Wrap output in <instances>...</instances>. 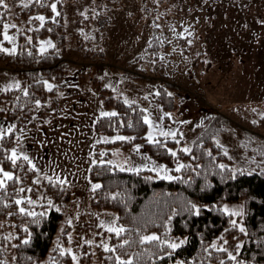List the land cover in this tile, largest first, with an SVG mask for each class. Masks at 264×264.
Here are the masks:
<instances>
[{
  "label": "rangeland",
  "instance_id": "rangeland-1",
  "mask_svg": "<svg viewBox=\"0 0 264 264\" xmlns=\"http://www.w3.org/2000/svg\"><path fill=\"white\" fill-rule=\"evenodd\" d=\"M63 8L69 75L57 84V93L50 99V107L36 115L38 121L28 124L29 138L24 142L30 153L44 157L40 164L49 174L50 168H55L56 164L60 165L57 171L64 170L62 176L75 173L69 176L71 196L55 239L41 264H48L58 237L64 247H72L81 255L80 264H102L104 252L101 248L95 244L91 248L86 245L77 247L78 243H83L80 236L94 239L96 243L107 238L109 234L97 224L99 220L112 219L107 215L109 213L118 216L112 210L99 211L91 204L92 193L85 179L89 177L86 171L90 166L89 153L111 152L108 159L120 163L131 155L132 160L142 167L151 165L153 161L160 165L166 163L155 160L143 147L141 153L150 157L148 161H143L140 155H132V148L109 149L105 144H97L94 149L91 147L101 135L95 133L91 126L98 115L102 101L100 95L108 96L104 91L108 88L116 97L136 101L154 117L171 113L173 119L165 118L161 123L166 130L182 131L184 139L181 145L191 148L194 132L206 119L221 114L228 118L231 129L214 137V142L219 141L227 150V163L236 170H264V158L241 148L243 133L250 130V126L257 136L264 137V126L260 128L259 125L264 117V25L259 22L264 20V0H160L159 4L156 0H95L94 3L93 0H64ZM86 9L88 19L80 15ZM13 10V22L28 29L26 22L19 24L14 18L16 10ZM97 15L103 19L101 23L95 21ZM154 21L160 25L159 28L153 26ZM185 28L192 35L184 32ZM179 33H183L184 38ZM9 34L17 36V29L10 30ZM156 37L161 42L157 50H152V40ZM80 40L84 44L89 40L95 51L101 52L100 56L91 62L85 60L84 52L79 48ZM165 78L174 85L169 91L173 95L170 110L164 109L156 95L160 93ZM13 80L20 81L16 74L0 66V86ZM146 95L148 99L144 100ZM102 110L112 111L114 108L103 106ZM4 119L0 116V120ZM44 120L50 123L42 124ZM181 121L188 123L181 124ZM45 140L46 146L39 147L37 141ZM116 149L122 155L113 156ZM149 172L151 177L159 179L154 172ZM169 174L177 176L174 171ZM75 197H79V207L73 203ZM222 207L230 215L241 212L242 215L231 216L242 225L243 201L226 202ZM77 213L79 220L73 219V225L69 227L66 220ZM2 223L0 245L2 237L9 233L15 237L13 222L5 219ZM62 228L71 233V244L66 236H61ZM96 233H104V236ZM226 239L229 250L242 242L240 239ZM8 251L13 257L12 250ZM85 251H94L95 255L83 257ZM11 260L9 258L10 264Z\"/></svg>",
  "mask_w": 264,
  "mask_h": 264
},
{
  "label": "trees",
  "instance_id": "trees-1",
  "mask_svg": "<svg viewBox=\"0 0 264 264\" xmlns=\"http://www.w3.org/2000/svg\"><path fill=\"white\" fill-rule=\"evenodd\" d=\"M6 2H9V9L0 8V16L3 17V22L15 25L17 23L18 25V22H13L12 19L13 8H15L14 18L19 21V24L26 22L29 25L28 29H24L22 24L18 27L24 30L26 36L32 37V43L29 44L25 35L18 33L17 54L6 56L0 53V66L4 70L16 74L23 85H32L30 91L34 92L36 97L42 101L49 100L57 93V89L49 93L37 81L42 78L57 85L69 75L66 60L68 48L65 35L64 2L62 7L58 5V9L62 13L61 17L58 18L59 23L49 22L39 31H29V29L39 27V21H30V17L37 14L51 16L49 9L36 5L25 9L21 7L20 0H6ZM80 19L81 17H78V20ZM95 21L101 23L103 19L97 15ZM48 28H52L53 31H47ZM49 39L56 45V48L49 49L41 55L39 42ZM152 42L151 49L157 50L161 40L156 37ZM6 44L5 47L8 45ZM79 48L84 52V59L90 62L94 60V57L100 56L101 53L95 51L89 40L86 44L80 40ZM29 51L32 53L31 55H28ZM53 77L55 79H52ZM173 87L174 85L165 78V82L160 86V93L157 95L158 101L166 110H170L173 106V95L169 93ZM104 91L109 95L105 96L104 93L100 95L103 106L114 108L115 111L121 113V118L127 111L132 122L135 123L138 109L142 108L141 105L136 102L133 107L137 109V113H134L127 105L123 104V99L114 96L110 89L105 88ZM17 95H21V93L17 91L0 93V107L8 110L7 114L0 113V116L9 121L12 120L11 110ZM43 111L44 108L28 115H37ZM16 114L22 115L18 108ZM259 125L260 128L264 126V117ZM250 128L243 133L241 148L264 158V137L257 136L254 133V128L251 126ZM230 129V121L221 114L213 115L205 120V123L194 132L191 155H195L197 159L193 161L191 155L178 154L182 163L192 165V167L177 173V176L181 177L180 180L154 179L147 170L136 174L127 171L120 172L115 168H109V170L94 168L93 172H88L92 182L101 183L104 186L100 192L95 194L94 200L91 198L92 206L99 211H114L120 217L119 224L133 230L126 233L125 237L129 238L130 241H137L132 243L130 248H127L134 264H179V262H184V264H219L220 259H225V264H234V262L226 259L224 253L216 252L210 247L212 243L218 242L221 236L225 239L242 240L244 247L240 250L241 254L238 256V260H241L243 264H264V170H236L227 163L228 158L223 155L225 148L218 147L217 143L214 142V137L226 133ZM262 129L264 134V128ZM145 131L146 126L142 125L141 122V125L135 130L121 128L120 134L139 136L140 139L133 143H143V148L155 160L164 162L168 167L174 169L176 166L174 158L164 150L145 143L142 138ZM94 132L108 136L116 134L107 126V121H101L97 124ZM105 145L109 149L119 147L129 150L132 148V144H121L120 142ZM98 146H102V144ZM168 147L178 148L171 140L168 141ZM208 151L212 152V156L207 155ZM219 164H224L226 168L220 169L217 167ZM95 172H100V174L94 175ZM30 180L31 175L25 179V184H29ZM117 193L119 194L117 200H111V195ZM46 195L61 210L59 212L47 211L45 217L39 218L38 224L33 223L31 217H6L0 214V222L5 219L11 220L15 225L13 233L15 237H19V239L10 242L2 237L0 259L6 260L8 264H10L9 258H12V264H41L44 260L55 239L71 194L70 189L66 194L60 195L56 189L49 187ZM106 196L107 199H105ZM32 198L36 199L37 197L33 195ZM240 200L244 204L242 225L248 235L240 233L238 229L231 226L232 216L222 207L226 202H238ZM40 203L46 204L45 201ZM193 204L200 209L199 215L196 214L195 209L191 208ZM34 210L40 213L44 212L45 208L37 205ZM25 226L31 233V242L27 246L20 245V240L28 236V233L23 232ZM225 229L228 231L226 232ZM138 233L140 235L156 234L167 242L179 244L184 241V243L169 258L166 253L171 252V249L164 245L158 247L155 242L141 245L138 243ZM111 243L114 244L116 241L112 240ZM13 244L20 246L13 248L11 246ZM206 248L207 251H205ZM10 249L15 259L10 256L8 251ZM136 253L140 254L139 257L135 256ZM109 255L111 254L103 253L102 264H113V261L106 259ZM161 255L164 256L163 260L158 258ZM52 256L56 257L59 264H70L67 257H60L56 252H53Z\"/></svg>",
  "mask_w": 264,
  "mask_h": 264
},
{
  "label": "snow or ice",
  "instance_id": "snow-or-ice-1",
  "mask_svg": "<svg viewBox=\"0 0 264 264\" xmlns=\"http://www.w3.org/2000/svg\"><path fill=\"white\" fill-rule=\"evenodd\" d=\"M64 0H20L21 7L28 9L32 5H36L41 8H47L51 12V16H45L42 14H37L35 16L30 17L31 20L39 21V27L35 29H29V31L35 30L39 31L40 29L45 27V24L51 22L53 24H58V18L61 17L62 13L58 9V5L63 6ZM95 0H93V3ZM160 0H156V3L159 4ZM0 8L8 10L9 5L6 0H0ZM87 9L85 11L80 12V15L85 19H88ZM94 11V9H93ZM159 19V17H157ZM262 25H264V20L259 21ZM153 26L159 28L160 25L153 22ZM11 29H17V32L20 35H25L23 29L17 28V25L5 23L3 22V17L0 16V53H3L6 56H14L17 54V36L15 34L10 35L9 32ZM47 31H53L52 28H48ZM175 32V28L172 29ZM184 32H187L188 35H192L191 32L187 28L184 29ZM181 38L183 37V33L178 34ZM25 39L29 44L32 43V37L26 36ZM5 43L10 45V47H5ZM39 52L41 55L45 54L49 49H55L56 45L49 39L45 41H40ZM191 43V41H188ZM32 53L29 51L28 55ZM52 79H55L54 77ZM38 84L42 85L43 89L49 93L54 92L58 88L57 85L51 83L49 80L40 79L37 81ZM105 87H110V85H105ZM32 85H23L19 80H13L12 82L0 86V93H8L12 91H17L21 93V95H17L14 98V107L11 110L12 120L9 121L7 119L0 120V214L5 215L6 217L20 216V217H31L33 218V223H39V218L45 217L47 211L55 210L59 212L61 209L59 206L54 204V201L47 197L46 192L49 187L56 189L60 195H64L67 193L68 189L72 186V181L69 179V176H74L75 173H68L66 175H61V172L64 171L60 168L59 164H56L55 168H50L51 174H49L48 170L40 164V161L44 159L43 156H37L29 152V150L25 147V140L28 139V124H32L33 121H38V117L36 115H28L31 112L39 111L42 108L50 107L51 100L42 101L40 98L35 96L34 92H31L30 89ZM115 91V89H113ZM61 97L64 96L63 93H59ZM95 95V93H93ZM159 95V93H156ZM27 98V99H23ZM144 100L148 99V96H144ZM123 104L127 105L128 108L132 110V112L137 113V109L133 107L136 104V101L129 100L127 97L124 98ZM103 101L100 102V108H98V115H96L92 121V127L95 128L97 124L101 121H107V126L112 129L116 134L114 136H106L100 135L99 139H97L91 147L94 149L97 144H115L120 142L121 144H132L131 154L132 155H140L143 161L150 160V157L141 153V148L144 146L143 144L133 143L137 139H140L137 135H122L120 134L121 128L133 129L135 130L137 127L141 125L146 126L145 135L142 137L146 144L152 145L157 149L164 150L168 155L176 161V166L174 169H169L166 165H160L156 162H152L151 165L145 164L143 167L132 160L131 155L126 157L123 163L114 161L112 159H104L107 157L109 153L107 151H100L99 153L90 152L89 153V168L86 170L87 172H93V169H101V170H109V168H115L120 172H134L139 174L143 170L151 171L156 174L159 179L166 180H180L181 177L173 176L169 173L171 172H181L185 168L192 167L191 164H185L180 161L179 155L180 153L185 155H191L192 149L188 146H182L181 142L184 139V133L179 129L168 128L165 129L164 125L161 123L165 118L168 120H172L171 113H163V115L154 117L151 112L147 108H139L138 113L136 115L135 123L132 122L130 118V114L126 111L124 113L123 118H121V113L115 110L105 111L102 110ZM17 108L22 115H17ZM27 109V111H25ZM5 108L0 107V113H6ZM255 111V109L253 110ZM27 116V119L25 117ZM19 122V123H17ZM42 124L50 123L49 120H44L41 122ZM181 124L188 123L187 121H181ZM255 123V121H253ZM31 139H35L32 137ZM171 140L175 143V145L179 146L178 148L168 147V141ZM39 147L43 148L46 146L47 141H37ZM11 145V146H9ZM217 146L223 148V145L217 141ZM113 156L122 155L119 149H116L113 153ZM208 156H212V152H207ZM224 156H228L227 150L223 151ZM191 159L194 161L197 159L195 155H191ZM215 159V157H213ZM52 162L49 161V165ZM199 167V165H197ZM220 169L224 170L226 166L224 164L217 165ZM94 175H99L100 172L93 173ZM31 175V180L29 184H25V179ZM88 180L89 191L93 194L92 199H95V194L100 192V190L104 187L101 183L92 182L91 178L85 177ZM33 195H36V199H33ZM75 196V193H72ZM118 193L111 195L110 199L116 201L118 198ZM108 197L106 196L105 199ZM41 201H45L46 204L40 203ZM73 203L77 204L79 207V197H75ZM39 205L40 207H44L45 211L37 213L34 208ZM192 209L196 210V214H200V209L196 207L195 204L191 205ZM14 209V210H13ZM227 211V209H225ZM92 215L99 214L91 213ZM112 216V219L105 221L99 220L97 227L103 228L104 233L109 234L107 238H103L99 243H96L94 239H87L84 236H80L79 239L83 241L82 244H77V247H84L85 245L88 247H92L95 244V247L101 248L104 253H110L106 259L113 261V264H134V260L132 256L127 252V248H130L132 243H136L137 241H130L129 238L125 237L126 233H130L133 231L132 229L125 228L122 225L118 224L120 219L119 216H113L112 214H107ZM231 215L239 216L242 215L241 212H232ZM73 219L79 220V213L75 217H69L66 220V224L69 227L73 225ZM231 226L233 228L238 229V231L244 235H248L244 226L240 225L235 219L230 221ZM4 224L0 222V228H3ZM15 227V225H12ZM227 232L228 229H225ZM23 232L28 233L27 238L20 240V245H29L31 242V233L27 226L23 228ZM104 233H96L95 235L104 236ZM61 236H66L69 244L73 242V237L71 233H67L64 229H61ZM139 239L138 243L148 244L155 242L159 247L160 245H164L167 248L171 249V252H167L166 255L171 258L173 252L177 248L181 246L184 241H181L179 244L175 242H167L162 240L160 236L156 234L151 235H140L138 233ZM6 241H11L13 239H19V237H14L11 233L3 237ZM235 239V238H234ZM112 240H115L116 243H110ZM221 243H212L210 247L220 253H224L226 259L228 261L234 262V264H243L241 260H238V256L241 254L240 250L244 247L243 242L236 243L232 246L233 250H229V241L225 239L223 236L219 238ZM20 245L13 244L11 245L13 248H17ZM54 252L58 253L60 257H67L70 261V264H80L81 255L77 254L72 247H64L63 242L58 237L56 247L53 249ZM207 251V248L205 249ZM95 255V252L89 253L85 251L82 255L83 257H87L88 255ZM139 253H136L135 256L139 257ZM127 257V258H124ZM163 260L164 256L161 255L158 257ZM15 259V257H13ZM31 259V257H29ZM0 264H8V262L4 259H0ZM49 264H59L56 260L55 256H51L49 259ZM179 264H184V262H179ZM219 264H225V259H220Z\"/></svg>",
  "mask_w": 264,
  "mask_h": 264
}]
</instances>
